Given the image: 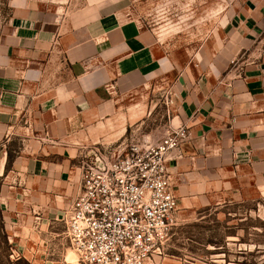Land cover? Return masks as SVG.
<instances>
[{
  "label": "crops",
  "instance_id": "0c3cea01",
  "mask_svg": "<svg viewBox=\"0 0 264 264\" xmlns=\"http://www.w3.org/2000/svg\"><path fill=\"white\" fill-rule=\"evenodd\" d=\"M119 2L11 0L0 43V200L16 240L59 219L79 194L82 154L121 146L150 113L129 100L158 79L169 127L192 132L167 158L179 208L264 196V0H247L220 53L194 63L158 54L160 34Z\"/></svg>",
  "mask_w": 264,
  "mask_h": 264
},
{
  "label": "rangeland",
  "instance_id": "374dc122",
  "mask_svg": "<svg viewBox=\"0 0 264 264\" xmlns=\"http://www.w3.org/2000/svg\"><path fill=\"white\" fill-rule=\"evenodd\" d=\"M246 1L120 0L117 9L143 29L160 34L158 54L171 53L181 62L194 63L220 53ZM12 14L11 0H0V43L13 25ZM161 84L158 79L129 100L128 105L140 103L150 113L128 126L118 147L156 144L172 129L170 100ZM20 142L13 138L12 150ZM5 204L0 200V264H80L62 221L40 230L37 239L32 238L34 232L22 231L16 240V226ZM148 264H264V196L228 199L194 210L179 208L169 235Z\"/></svg>",
  "mask_w": 264,
  "mask_h": 264
},
{
  "label": "built area",
  "instance_id": "2783aa9c",
  "mask_svg": "<svg viewBox=\"0 0 264 264\" xmlns=\"http://www.w3.org/2000/svg\"><path fill=\"white\" fill-rule=\"evenodd\" d=\"M190 139L182 124L156 144L82 155L79 194L59 217L80 264L149 263L179 209L167 158Z\"/></svg>",
  "mask_w": 264,
  "mask_h": 264
},
{
  "label": "trees",
  "instance_id": "16d2710c",
  "mask_svg": "<svg viewBox=\"0 0 264 264\" xmlns=\"http://www.w3.org/2000/svg\"><path fill=\"white\" fill-rule=\"evenodd\" d=\"M12 161V153L9 151V156H8V163Z\"/></svg>",
  "mask_w": 264,
  "mask_h": 264
}]
</instances>
